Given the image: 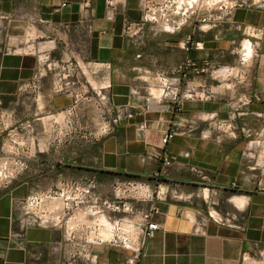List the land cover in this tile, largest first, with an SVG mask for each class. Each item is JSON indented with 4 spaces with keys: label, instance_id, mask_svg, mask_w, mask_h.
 I'll return each mask as SVG.
<instances>
[{
    "label": "crops",
    "instance_id": "1",
    "mask_svg": "<svg viewBox=\"0 0 264 264\" xmlns=\"http://www.w3.org/2000/svg\"><path fill=\"white\" fill-rule=\"evenodd\" d=\"M115 2L110 19L108 0H0V163L18 156L26 164L0 186V264L86 263L64 256L73 220L23 228L16 201L88 176L113 200V183L154 182L157 173L179 195L127 197L136 213L104 212L135 220L150 213L161 225L137 264H264V35L250 37L254 55L240 57L244 27L264 31V5H238L213 27L189 22L140 38L125 32L127 20L142 17L140 0ZM188 59L194 64L179 68ZM78 63L84 74L64 69ZM38 68L39 89L19 92ZM163 70L179 78V100L146 102ZM57 80L67 90L56 91ZM103 105L121 118L96 139ZM172 127L177 133L164 145ZM162 149L171 166L153 157ZM91 252L87 264H131L133 256L108 239Z\"/></svg>",
    "mask_w": 264,
    "mask_h": 264
},
{
    "label": "built area",
    "instance_id": "2",
    "mask_svg": "<svg viewBox=\"0 0 264 264\" xmlns=\"http://www.w3.org/2000/svg\"><path fill=\"white\" fill-rule=\"evenodd\" d=\"M115 1L108 0L110 8L107 16L110 19L114 16ZM216 3L205 7L199 6L198 0H140L142 17L139 21L127 20L125 32L130 36L145 38L149 32L154 34L158 32H177L189 22L192 24L201 22L213 27L228 18L234 7L246 3L258 4L255 0L252 2L247 0H219V6H215ZM66 5V3L62 4V6ZM147 26H149V29L146 28ZM244 32L247 33L249 38L242 39L240 57L243 62L246 61L248 56L244 42L249 40L252 47H254L250 37L258 39L259 35H264V31L252 27H244ZM191 39L192 37L189 36L188 40ZM199 44L197 42L195 46L199 48ZM253 52L252 55L255 54L254 49ZM193 64L194 61L188 59L179 68L184 69ZM76 68L84 74L79 63L68 64L64 69L69 73L75 71ZM226 71L232 73L233 68L226 66ZM42 76L41 68H38L31 81L20 84L19 92L30 87L38 90ZM154 81L153 91L149 92L146 102L155 98L179 100L181 89L179 78L169 76L163 70L156 72ZM54 88L56 91L67 90L66 86L59 80L56 81ZM98 94L102 98L105 97L102 90H99ZM120 118L121 113L113 115L108 121L101 122L99 132L93 134L94 138L97 139L105 133L112 132L119 123ZM1 131L2 128L0 127ZM176 133V128H170L162 138L163 144H167ZM153 157L161 160L165 167L173 164L165 149L156 152ZM25 165V162L18 156H12L1 162L0 168L6 171L7 175L5 179H0V186L9 183L15 172L21 166L25 167ZM194 170L199 174L202 181L209 179V176L202 169L194 168ZM9 173L11 174L9 175ZM154 179V182L129 180L113 183L111 190L116 196V199L113 200L104 199L100 196L98 192L99 182L94 176L68 179L51 190H39L30 193L27 198L16 201L14 207L23 228L28 225H63L67 224L69 220H73L75 227L70 231V241L64 249V256L70 263H74L79 259L84 260L86 262L84 264L95 262L96 256L91 252L92 244L96 241L108 239L113 244L132 250L133 256L130 263L137 264L144 255L148 240L161 228V225L151 219L150 213H145L135 220L127 218L109 219L104 216V212L105 209H112L136 213L137 209L127 201V197H134L139 201L143 199H163L168 193L179 195L176 190H165L163 188L160 173H157ZM232 185L235 186L236 183L233 182ZM203 188L206 189V186ZM210 216L218 222L231 224V219L228 216H215L213 214H210ZM74 230L78 232V236L74 233Z\"/></svg>",
    "mask_w": 264,
    "mask_h": 264
},
{
    "label": "rangeland",
    "instance_id": "3",
    "mask_svg": "<svg viewBox=\"0 0 264 264\" xmlns=\"http://www.w3.org/2000/svg\"><path fill=\"white\" fill-rule=\"evenodd\" d=\"M247 1H249V2H252V1H254V0H247ZM255 1H257V3L258 4H263L264 5V0H255ZM217 2V3H216ZM214 3H216L215 4V6H219L220 5V3H219V0H198V5L199 6H208V5H211V4H214ZM247 41V40H246ZM245 41V42H246ZM245 42H244V45H245ZM253 49H254V47H253ZM254 53V52H253ZM102 122H105V121H108L110 118H111V112L110 113H108L107 112V110H105V105H103V107H102ZM81 122H85V121H88V117H84L82 120H80ZM74 123V120H73V118H72V124ZM89 133V132H88ZM87 141H88V143H90L89 141H90V137H89V135H87V139H86ZM71 147H75V144L74 143H71ZM0 171H1V174H0V179H5V176L7 175V172L6 171H4V170H2L1 168H0ZM11 173H9V175H10ZM1 182V181H0Z\"/></svg>",
    "mask_w": 264,
    "mask_h": 264
},
{
    "label": "bare ground",
    "instance_id": "4",
    "mask_svg": "<svg viewBox=\"0 0 264 264\" xmlns=\"http://www.w3.org/2000/svg\"><path fill=\"white\" fill-rule=\"evenodd\" d=\"M251 44H252V43H251L249 40H247V41L245 42V48H246V51H247V54H248V55H252V53H253V47H252Z\"/></svg>",
    "mask_w": 264,
    "mask_h": 264
}]
</instances>
